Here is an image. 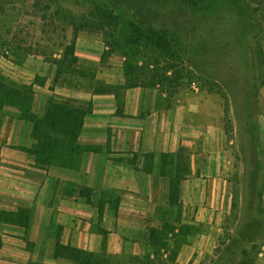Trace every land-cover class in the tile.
I'll return each instance as SVG.
<instances>
[{"label":"crops","instance_id":"obj_1","mask_svg":"<svg viewBox=\"0 0 264 264\" xmlns=\"http://www.w3.org/2000/svg\"><path fill=\"white\" fill-rule=\"evenodd\" d=\"M103 51L100 42L79 37L74 70L57 83L56 66L43 57L29 54L21 62L0 58L2 76L33 87L36 117L44 116L51 97L92 104L78 138L86 150L76 168L39 164L25 151L35 143L34 123L20 119L16 107L5 105L0 111V264H76L55 257L57 242L99 253L106 241L110 256H143L148 225L165 204L163 156L184 148L190 153L192 174L181 186L183 207L194 208L195 220L206 225L231 204L225 178L228 161L219 130H205L206 158L192 172L198 132L185 121L180 99L159 85L132 81L110 60L106 65ZM82 188L93 190L90 202L81 194ZM103 196L119 201H106L100 219ZM21 210L28 214L26 223L12 220V214ZM191 246L201 254L211 253L208 243L199 246L197 240Z\"/></svg>","mask_w":264,"mask_h":264},{"label":"rangeland","instance_id":"obj_2","mask_svg":"<svg viewBox=\"0 0 264 264\" xmlns=\"http://www.w3.org/2000/svg\"><path fill=\"white\" fill-rule=\"evenodd\" d=\"M75 28L102 44L106 65H131L132 81H159L180 99L198 132L192 172L206 158L205 130L222 135L231 204L206 225L184 206L193 237L181 264H264V12L251 0H0L1 57L59 60ZM197 240L211 253L192 249Z\"/></svg>","mask_w":264,"mask_h":264},{"label":"trees","instance_id":"obj_3","mask_svg":"<svg viewBox=\"0 0 264 264\" xmlns=\"http://www.w3.org/2000/svg\"><path fill=\"white\" fill-rule=\"evenodd\" d=\"M185 1V0H184ZM238 1V0H233ZM257 11L264 12V0H251ZM195 4V2H193ZM154 44L163 49L167 46L165 38L156 33ZM79 38L78 29L75 28L71 46L60 54L61 59L50 60L56 66L54 82L57 83L62 75L73 71L77 62L75 49ZM1 57V56H0ZM13 57L18 59V56ZM132 69L127 66L128 74ZM141 78H137V81ZM154 80V79H153ZM152 80V81H153ZM159 81L150 82L153 87ZM35 92L32 86L18 84L0 74V111L5 105L16 107L19 110L18 117L34 123L33 138L34 146L25 150L32 155L39 164L48 167L76 168L86 150L79 146L78 138L84 125L85 118L92 112V104L89 102H78L73 99H58L51 97L48 100L45 114L42 118L32 113V103ZM179 150L177 154L163 156V167L161 174L165 178L167 193L165 204L157 208L155 214L160 218V223L148 225V248L141 257L133 256H110L106 252V241L99 253L84 251L70 245L57 242L55 246V257L66 258L76 264H177L182 248L191 243L189 224L183 219V203L181 201V186L183 181L192 173L187 163H184V154ZM184 151V150H183ZM177 161V162H176ZM187 162V161H186ZM93 190L82 188L81 194L90 202ZM111 201L116 204L119 198L103 196L99 202V218L104 215V204ZM12 220L26 223L28 214L19 212L12 214ZM106 236L107 232L101 230ZM0 237V248L2 247Z\"/></svg>","mask_w":264,"mask_h":264}]
</instances>
